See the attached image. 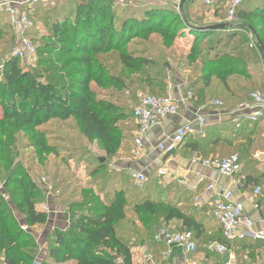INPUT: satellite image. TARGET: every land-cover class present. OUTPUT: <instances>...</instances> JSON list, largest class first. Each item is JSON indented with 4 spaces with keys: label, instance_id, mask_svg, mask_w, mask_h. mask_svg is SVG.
<instances>
[{
    "label": "trees",
    "instance_id": "16d2710c",
    "mask_svg": "<svg viewBox=\"0 0 264 264\" xmlns=\"http://www.w3.org/2000/svg\"><path fill=\"white\" fill-rule=\"evenodd\" d=\"M80 1L74 18L71 14H63L53 22V36L50 38L53 44H46L39 53V65L45 67L43 70L26 71L20 67L19 59L11 56L4 59L1 66L0 180L3 189L0 188V256L4 259L3 264H33L37 245L29 228L43 226L48 221V214L37 209L42 191L20 157V140L26 141V147L33 148L40 159L49 155L59 157L64 153L63 146L54 141L58 143L62 138L53 126L73 121L89 144L101 143L107 157H113L122 149L124 137L119 124L124 120L125 112L115 104L100 99L96 89L114 87L121 90L125 87L124 81L112 74L108 59L110 55H117L123 69L140 73L153 62L144 56V52L130 48V43L138 38L147 41L151 35H157L165 43L171 44L177 39L179 28L185 27L197 37L187 60L190 66L199 62L201 65L199 78L189 86L187 93L192 94L191 102L196 100L195 105L200 108L204 105L202 99L205 91L213 81L217 80L225 90L230 91L231 79H252L251 67L258 60V54L249 47L250 40L246 37L237 40L239 34H252L253 29L264 45V0H251L243 4L237 10L234 23L230 26L222 23L227 27L217 31L203 30L213 25L196 26L188 19L181 18V13H185L183 7L177 14L169 5L144 3L145 6L139 10H131V14L118 18L121 8L128 9L139 1L133 3L130 0L125 7L118 0ZM87 1H93V4ZM78 2L74 0L69 3L76 6ZM226 5L227 0L219 5L225 10L224 18ZM39 6H36L32 17ZM0 14V23L5 22L10 26L7 14ZM118 22L119 26L116 25ZM217 34L225 38H217L214 45L203 52L202 43L205 42L202 41ZM255 43L258 45L257 39ZM152 84L149 83L150 89L154 88ZM258 123L260 121L252 124L243 118L239 122L231 119L214 124L206 128L203 139L188 138L186 145L198 152L202 156L199 160L203 161L223 159L206 155V152L211 154L206 146L212 147V150L217 145L228 149L235 147L236 151L246 154L243 146H234V143ZM202 147L207 150L203 152ZM240 157L238 155V159ZM100 159L99 165L93 168L92 178L100 177L105 169ZM146 184L147 180L142 188L144 192L136 196L132 210L130 198H127L130 188L115 186L116 189H112L115 194L109 200H102L101 193L87 190L88 195H83L82 200L73 202L67 209L65 216L68 227L53 231L51 244L41 264H119V261L129 264L128 252L138 242L134 241L135 238L140 239L139 244H148L155 251L166 248L154 240L158 229L152 233L154 226H151L152 229L144 227L160 213L163 214L164 223L173 220L181 222L179 231L191 232L198 244L205 230L201 220L170 202L165 188L153 198ZM246 184L263 185L260 179L253 177H249ZM97 187V184L93 186L95 189ZM88 206L89 210L85 212ZM129 212L139 218L141 228L134 226V222L131 224L133 227L125 224ZM22 218L24 226L19 221ZM218 228L217 243L232 246L225 240L219 224ZM121 229L125 230L121 232ZM257 243L264 245L263 242Z\"/></svg>",
    "mask_w": 264,
    "mask_h": 264
},
{
    "label": "rangeland",
    "instance_id": "374dc122",
    "mask_svg": "<svg viewBox=\"0 0 264 264\" xmlns=\"http://www.w3.org/2000/svg\"><path fill=\"white\" fill-rule=\"evenodd\" d=\"M70 1L72 2L74 0ZM70 1L44 0L40 4L36 14H33L34 16L31 18V22L33 23L32 28L27 33L28 37L31 38L33 42H35L38 48V54L33 63L19 60L20 67L22 69L26 71H34L37 69L43 70L45 68L44 66L39 65V60L41 58L39 53L46 44H53L50 39L53 36L51 30L53 22L60 18V16L63 14H71V16L74 18L76 15L77 6L81 4V1L79 0L78 5L70 6ZM131 1L134 3V1L139 0ZM164 1L169 3V7L172 8L177 14H180L181 9L178 10V7H175L179 0ZM87 2L88 4H93V1ZM144 3L150 4L148 2L139 1L135 2V4L131 5V7L128 9L121 8L118 13V18L125 17L127 14H131V10H139V8L145 6ZM181 6L184 7V0H182ZM60 7L62 8L61 11L58 10ZM125 10L130 11L125 12ZM214 10L216 9L211 10L205 8L202 4V0H197L196 7L192 10H185V13H181V18L188 19L196 26H207L213 22L210 14H212V11ZM138 15L140 14L138 13ZM185 15L187 17H185ZM224 21L225 18L223 17L221 22L223 23ZM119 24L120 23L118 22L116 25L119 26ZM218 35L219 34L202 41L205 42L202 43L203 52L208 50L209 46L214 45L217 38H225V36ZM242 37H247V35L243 32V34H239L237 36V40ZM196 39L197 37L190 33L188 29H185V27L179 28L177 39L171 44L165 43V41L157 35H151L147 41H144L141 38L135 39V41L130 43V48L132 47L135 50L144 52V56L148 59H151L153 62L150 66L143 68L140 73L123 69L117 59V55H110L108 59H110L109 62L112 74L122 79L125 83V87L121 90L114 87L105 89L96 87V89L99 92L100 99L115 104L122 112H125V118L119 124V128L122 130L124 137L122 149L116 152L113 157H107L105 155L101 143L95 142L94 144H89L80 132L79 127L73 121L63 124L59 123L58 126H53V129L56 130L57 134L60 136V138H62L58 141V143L54 141L55 144H60L63 146L64 153L62 152L59 157L49 155L40 159L36 155L33 148L29 149L26 147V141H19L18 151L20 153V157L24 160L26 170L30 172L31 178H33L42 191L39 204L37 205V209L40 212H45L47 209V190L44 188V182L54 186V189L52 190L53 196L56 194V196H60L62 198L60 201H56L55 203L61 204L63 211L65 212H67L70 204L82 200L83 195H88L89 191L87 190L91 189L96 194L101 193L102 196H100V198H102V200H109V198L115 194L113 193L112 189H116L121 186L123 188L131 189V192L128 193L127 198H130L129 202L132 204L130 210H132L136 196L140 194V192H144L142 189L138 188V186L133 181L134 179L131 178L129 173L130 169H134L130 166L131 161L129 160H133V157H135L137 154V152L132 147V139L136 130L135 123L132 119L133 109L140 101V98L144 95L154 93L166 96L170 93H174V88H178V92L181 90V92H184L185 94L187 93L189 86L198 80V70L201 68L200 62L190 66L187 60V56L191 51ZM16 40L17 35L14 29L11 26L6 25L5 22L0 23V72L4 59L11 56V52L16 44ZM220 51L221 50H219V52ZM255 51L258 54V60L255 64H253V67H251L252 79L248 81L244 80L242 83L243 85H247L249 83L244 89L246 93L253 91L260 92L264 98V63L259 52L257 50ZM46 59H49V57H46ZM39 81L44 82V80ZM152 82L154 88L150 89L149 83ZM211 104H213V102ZM205 108L209 110V106H205ZM237 145L243 146L246 154L236 151L235 147L228 149L222 145H217L216 147H213V149L217 152L214 156L224 158L234 154L240 155L243 162L244 159L249 160V157L252 158L256 156L254 153H251V150L253 149H249L247 141L244 142L243 140V142L237 143ZM206 147L211 148L209 151L212 150V147ZM201 150L205 152L207 149L202 147ZM132 153H134V155ZM143 153L144 152L138 155H142ZM99 158H103L105 160V169L101 172L100 177L92 178L93 168L99 165ZM257 165H259V163ZM141 172L146 175V188L151 189L149 194H151L150 196L154 198L156 194H158V192L165 187V184L163 183L162 179L155 175L156 170L151 168L150 170L145 169V171ZM96 184L98 187L95 189L93 186ZM88 210L89 206L84 209L85 212ZM79 211L80 210H77V212ZM162 219L163 214L160 213L157 218L152 221H148L144 227L147 229H152L151 226H154L155 228L151 230L153 233L158 228L163 227L164 222ZM138 220L139 218H137L133 213L129 212L128 218L126 220L127 223L125 224L131 227V224L134 222V226L140 227L141 225L139 224L140 222ZM19 221L21 222V225L24 226V219H19ZM46 226L47 223L43 226L29 228V230L33 232L34 242L37 245L36 260L39 261H43L45 259L49 244H51V239L53 237L52 231L50 234H47L45 230ZM124 230L125 229H121V232ZM260 249H264L263 246H261ZM128 258L129 264H135L133 263V254L131 251L128 252ZM118 263L123 264L122 261H119ZM66 264L73 263L69 262Z\"/></svg>",
    "mask_w": 264,
    "mask_h": 264
},
{
    "label": "crops",
    "instance_id": "0c3cea01",
    "mask_svg": "<svg viewBox=\"0 0 264 264\" xmlns=\"http://www.w3.org/2000/svg\"><path fill=\"white\" fill-rule=\"evenodd\" d=\"M196 2L197 0H184L183 8L185 10H192L196 7ZM155 4L162 5L157 3H153L152 5ZM164 5L165 4L162 6ZM210 16L212 21L216 23L211 22L209 25L222 24L221 20L223 16H225V10L222 6H219L216 10L212 11ZM226 21L225 17L223 23H226ZM246 38L249 40L248 37ZM253 42H256V37L253 39ZM242 82H244V79H231L229 82L230 91H227L217 80L213 81L211 87L205 91V95L202 99L204 105L200 108L196 107V100L193 102L184 101L185 93L178 92V90L174 88V95L177 100L181 102L180 117L170 119L154 128L147 141L146 150L143 151L144 153L142 155L136 154L135 157H133V160H129L131 161L130 166L134 168L130 169V176L132 170H138L141 172L145 171V169L150 170L151 168L156 170L157 177L160 179H162V177L158 172L162 168L167 169L171 173H175L176 178L183 182L184 185L178 181L165 185L164 188L166 190L167 199L188 210L196 219L201 220L205 229L204 234L198 241L197 252L191 256H187L184 251L179 248H171L169 257L163 258L162 251L166 249L165 247L162 249L157 248L155 251V248H152L148 244H139L140 239L135 238L134 241L138 242H136V245L130 250L133 254V263L190 264L195 262L197 264H227L228 258L226 256L211 249V247L217 243L219 237L218 234L220 232L217 221L213 217L212 208L209 204L213 197L222 194L224 191H232L234 193V201L244 202L245 213L255 222L254 230L264 231V195L258 199L260 205L259 210H255L251 204L245 202V196L252 193L253 188L256 187L254 184H246L249 177L260 179L263 184L261 187L264 190V119L260 121L255 128L250 129L243 136H240L234 143V146H236L237 143H241L243 140L244 142L247 141L249 149H253L251 150V153H254L256 156L252 158L249 157V160L244 159V162L240 157V159H238L239 164L237 174L230 178L219 176L218 173L211 168L200 167L199 164L195 163V160L202 158V156H199V153L194 151L188 145H185L169 156H163L155 148L165 134L172 133L179 124L196 120L197 116L206 117L207 127L214 124H222L235 118L237 116V108L244 99H247L249 94L244 90L249 83L243 85ZM215 101L222 102L224 108H218L211 104ZM205 106H209V110L206 109ZM134 123L136 130L132 140V147L135 150L134 138L137 131V124L135 121ZM206 128L201 133L199 132L191 135L189 139H203L205 137ZM210 152L211 154L206 152V155L209 154L210 158H213L217 153L214 149L212 151L210 150ZM132 154L134 155V153ZM233 156L238 157V155ZM257 162L259 165H257ZM201 180L203 181L201 182ZM240 180L243 181V184L239 183ZM209 184H214V188L208 190L207 187ZM44 188L47 190V209L45 212H42L48 214V222L45 230L47 234L58 229L65 230L68 227V221L65 216L66 212L63 211L61 204L55 203L62 198L56 196V194V197L53 196V185L44 182ZM163 227L174 231L179 230L182 227V224L179 221L173 220L165 222ZM261 246L264 248V245L257 243V241L247 237L243 233H239L231 246L232 254L234 255L233 264H264V249H260ZM3 260V257L0 256V264H3ZM72 263L76 264L75 262Z\"/></svg>",
    "mask_w": 264,
    "mask_h": 264
},
{
    "label": "built area",
    "instance_id": "2783aa9c",
    "mask_svg": "<svg viewBox=\"0 0 264 264\" xmlns=\"http://www.w3.org/2000/svg\"><path fill=\"white\" fill-rule=\"evenodd\" d=\"M44 0H0V12L7 14L8 22L17 35V40L11 52V57L33 63L37 57L38 48L28 37L27 33L31 30L33 23L31 22L32 13L36 6ZM130 0H118L121 6H126ZM148 3L165 4L169 3L164 0H139ZM223 0H202L205 8L216 9L222 4ZM251 0H227L226 5V23L231 25L234 23L238 8ZM182 0H179L175 7L181 9ZM250 40L249 47L258 51V45L253 42V35L244 32ZM178 90V88H176ZM181 92V90H180ZM185 100L191 102L192 94L186 93ZM174 93L166 96L144 95L133 109V119L137 124V131L134 138V147L137 154L146 150V144L149 140L151 132L157 126L170 119L180 117L181 106ZM218 108H224V104L220 101L213 102ZM236 122L246 118L249 122L255 124L264 119V98L260 92H252L248 94L245 102L241 103L236 110ZM207 127V119L204 116H197L196 120L179 124L170 134H165L155 146L163 156H169L177 152L186 145L188 138L197 133H201ZM198 128V130H197ZM202 168H211L215 170L219 176L230 178L237 174L239 160L237 156L223 159L213 160H195ZM159 175L165 185H169L174 181L183 183L176 178L175 173L169 172L162 168ZM131 176L138 188L142 189L147 177L143 172L132 170ZM203 180H201L202 182ZM240 184L243 181L240 180ZM184 185V183H183ZM243 186V185H241ZM0 188L3 189L1 180ZM214 188V184H209L207 189ZM264 195V190L260 186L253 188L252 193L245 196V202L253 206L255 210H259L260 205L258 199ZM234 193L232 191H224L222 194L213 197L209 204L212 208L214 219L220 225L225 240L231 245L235 241L239 233L245 234L247 237L264 243V231H255V222L245 213L244 202L234 201ZM155 242L163 244L166 249L162 251V257L168 258L171 248H179L184 251L187 256L195 254L198 250L197 242L191 232L168 230L161 227L156 231ZM219 254L228 258L227 264H233L234 255L232 254L229 244L216 243L211 247ZM33 264H41L36 260ZM190 264H197L192 262Z\"/></svg>",
    "mask_w": 264,
    "mask_h": 264
},
{
    "label": "water",
    "instance_id": "95a60500",
    "mask_svg": "<svg viewBox=\"0 0 264 264\" xmlns=\"http://www.w3.org/2000/svg\"><path fill=\"white\" fill-rule=\"evenodd\" d=\"M183 7V6H182ZM228 26H230V25H228ZM227 27V25H225V24H219V25H213V26H210V27H208V28H204L203 30H211V31H217V30H224L225 28ZM251 32H252V34H254V36L256 37V39H257V42H258V52H259V54H260V56H261V58H262V61H263V63H264V45L260 42V39H259V37L256 35V33L253 31V29H251ZM104 159L103 158H101L100 159V162L101 163H104Z\"/></svg>",
    "mask_w": 264,
    "mask_h": 264
}]
</instances>
